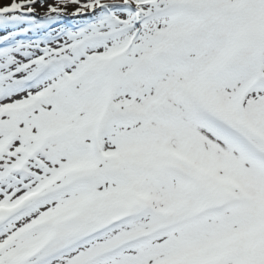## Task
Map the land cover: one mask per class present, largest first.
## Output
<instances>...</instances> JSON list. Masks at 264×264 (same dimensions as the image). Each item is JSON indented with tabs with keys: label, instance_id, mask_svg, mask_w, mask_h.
<instances>
[{
	"label": "snow or ice",
	"instance_id": "1",
	"mask_svg": "<svg viewBox=\"0 0 264 264\" xmlns=\"http://www.w3.org/2000/svg\"><path fill=\"white\" fill-rule=\"evenodd\" d=\"M0 264H264V0H0Z\"/></svg>",
	"mask_w": 264,
	"mask_h": 264
},
{
	"label": "rangeland",
	"instance_id": "2",
	"mask_svg": "<svg viewBox=\"0 0 264 264\" xmlns=\"http://www.w3.org/2000/svg\"><path fill=\"white\" fill-rule=\"evenodd\" d=\"M37 12H38V14L42 15L43 12H44V9L41 8L39 5H37ZM71 23H73V21H71V20H67V21H65V24H66V25H69V24H71ZM54 27H57V26L54 25Z\"/></svg>",
	"mask_w": 264,
	"mask_h": 264
}]
</instances>
